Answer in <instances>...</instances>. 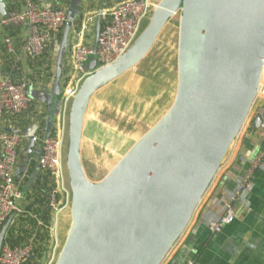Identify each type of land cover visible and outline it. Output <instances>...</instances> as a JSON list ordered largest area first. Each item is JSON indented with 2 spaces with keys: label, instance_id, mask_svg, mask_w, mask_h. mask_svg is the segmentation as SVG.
Here are the masks:
<instances>
[{
  "label": "water",
  "instance_id": "obj_1",
  "mask_svg": "<svg viewBox=\"0 0 264 264\" xmlns=\"http://www.w3.org/2000/svg\"><path fill=\"white\" fill-rule=\"evenodd\" d=\"M178 13L174 103L115 169L95 184L81 158L90 100L100 88L139 65ZM0 14L7 15L4 0H0ZM73 23L69 12L56 63L53 92L57 96ZM100 29L98 20L96 41ZM263 68L264 0H161L140 36L117 61L101 69L96 60L91 61L93 73L70 106L66 165L72 221L55 264H162L250 115ZM262 122L264 114L255 118L254 127ZM35 143L32 135L28 153ZM15 216L0 231V254Z\"/></svg>",
  "mask_w": 264,
  "mask_h": 264
},
{
  "label": "crops",
  "instance_id": "obj_2",
  "mask_svg": "<svg viewBox=\"0 0 264 264\" xmlns=\"http://www.w3.org/2000/svg\"><path fill=\"white\" fill-rule=\"evenodd\" d=\"M4 1L7 13L20 11L25 6L24 0ZM119 1L121 0H40L41 4H50L65 11L67 15L71 12L74 17L64 62L69 56L73 31L80 29L87 18L111 9ZM3 17L0 14V22ZM94 34L95 28L88 30L87 43L93 40ZM6 38L11 39L14 53L8 51L4 43ZM24 40L23 28L0 26V77H9L16 83H29V94L32 100L29 108L22 114L6 115L0 120V133L21 130L37 136L35 146L30 153L27 152L29 142L20 149L19 153L18 175L26 176L23 184L24 199L19 202V206L25 213L16 216L8 232V237L10 233L12 234L10 239L14 244L27 242V239L18 240L27 224L24 221V214L34 221L36 220L32 218V215H37L42 222L44 210L49 206L48 193L51 182L48 175L42 173L37 166V158L40 154L39 138L54 134L60 127L64 115L69 124L71 108L63 101L62 82L61 95L57 96L53 92L60 46L50 45L45 54L40 57H25L22 54ZM130 72L132 71L100 88L91 98L82 129L83 166L89 154L95 152L97 142L108 138V129L100 122V117L105 116L109 119V113L123 110L122 105L120 108L111 107L104 95L101 97L100 94L119 79L125 78ZM117 88L121 90L120 87ZM45 95L47 98L43 100ZM263 109L264 100L259 99L254 103L250 115L190 223L162 264H188L190 261L196 264H264V167L254 170L250 189L238 194L239 182L250 171L252 162L264 155V139L260 137L258 128L254 127V120ZM228 207L232 208L236 214L233 222L223 226L218 232H212L209 222L225 216ZM52 223L53 213L50 210L49 225L46 227L50 240ZM34 229H37V225ZM21 237L24 235L21 234Z\"/></svg>",
  "mask_w": 264,
  "mask_h": 264
},
{
  "label": "built area",
  "instance_id": "obj_3",
  "mask_svg": "<svg viewBox=\"0 0 264 264\" xmlns=\"http://www.w3.org/2000/svg\"><path fill=\"white\" fill-rule=\"evenodd\" d=\"M24 4L22 10L7 13L0 26L23 28L25 40L22 54L25 57H40L50 45L60 46L68 15L50 4H41L40 0H24ZM155 8L151 0H121L111 9L87 18L80 29L73 31L69 56L65 62L63 60L61 81L63 101L66 105L71 106L84 80L92 75L93 72L89 69L91 61H97L98 69L117 61L140 36L145 28L144 22L151 19ZM98 20L101 22V29L97 41L94 34L93 40L87 43L88 30L95 28L96 33ZM4 43L8 51L14 53L11 39L6 38ZM29 89L30 85L27 82L16 83L9 77H0V120L6 115L22 114L29 108L32 101ZM259 99L264 100V81L260 83L255 103ZM260 114H264V109ZM258 132L264 139V122L258 128ZM68 134L69 126L64 115L60 127L54 134L39 138L40 154L37 166L42 173L48 175L51 182L48 204L53 213V223L45 259L48 260V264H55L60 254L59 218L64 211L71 208L72 203L66 165ZM32 135L37 141L35 134L27 132L0 133V231L14 213L16 216L25 213L20 209L19 202L24 199L23 184L26 176L18 175V160L20 149L27 145ZM263 167L264 155H261L252 162L250 171L240 180L238 194L250 189L254 170ZM235 215L234 210L228 207L225 216L209 222L210 230L220 231L223 226L233 222ZM32 218L36 220L37 229L26 243L14 244L8 239L7 234L0 254V264H27L35 256L37 232L43 224L37 215H32ZM188 264L196 263L190 261Z\"/></svg>",
  "mask_w": 264,
  "mask_h": 264
},
{
  "label": "rangeland",
  "instance_id": "obj_4",
  "mask_svg": "<svg viewBox=\"0 0 264 264\" xmlns=\"http://www.w3.org/2000/svg\"><path fill=\"white\" fill-rule=\"evenodd\" d=\"M160 2L161 0H152L154 7ZM180 19L181 13L173 16L145 60L125 78L119 79L100 94L101 97L104 95L111 107L120 108L122 105L123 110L109 113V119L100 117V122L108 129V138L97 142L95 152L89 154L84 164L87 176L93 183H100L107 177L130 149L172 107L178 85ZM148 22L147 19L144 27ZM71 221L70 208L60 216V252ZM45 259L46 256L39 264H48Z\"/></svg>",
  "mask_w": 264,
  "mask_h": 264
},
{
  "label": "trees",
  "instance_id": "obj_5",
  "mask_svg": "<svg viewBox=\"0 0 264 264\" xmlns=\"http://www.w3.org/2000/svg\"><path fill=\"white\" fill-rule=\"evenodd\" d=\"M50 208L49 206L45 208L44 210V214L42 216V224L43 227L38 229L37 232V237H36V242H35V253H34V258L29 260L27 262V264H39V262L43 261L45 256H46V252L49 248L50 245V239H49V235L47 234L46 231V226L49 225V215H50ZM29 211V209L27 210ZM24 221L27 223L26 224V228H24L22 230V235H24V237H20L18 238V240H24L27 239V241L29 240L30 236H32L34 234V227L35 225H37L36 221H34L33 219H31L30 217H28L27 215L24 214ZM30 228H33L34 230H29ZM34 231V232H33ZM33 232V233H32ZM10 238H12V234H9L8 239L11 240ZM8 240V241H9Z\"/></svg>",
  "mask_w": 264,
  "mask_h": 264
},
{
  "label": "bare ground",
  "instance_id": "obj_6",
  "mask_svg": "<svg viewBox=\"0 0 264 264\" xmlns=\"http://www.w3.org/2000/svg\"><path fill=\"white\" fill-rule=\"evenodd\" d=\"M264 81V68H263V71H262V76H261V81L260 83H262Z\"/></svg>",
  "mask_w": 264,
  "mask_h": 264
}]
</instances>
